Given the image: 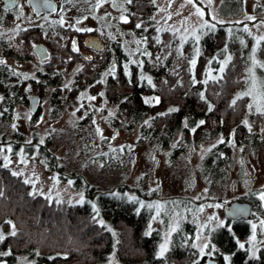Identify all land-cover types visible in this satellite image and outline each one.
<instances>
[{
	"label": "trees",
	"instance_id": "obj_1",
	"mask_svg": "<svg viewBox=\"0 0 264 264\" xmlns=\"http://www.w3.org/2000/svg\"><path fill=\"white\" fill-rule=\"evenodd\" d=\"M123 1L128 18L123 26L144 45L138 52L143 53L141 67L133 64L130 75H124L118 68L112 78L114 82L109 78L105 85L93 84L86 88L96 101L102 94L116 105L115 114L108 119L113 127L139 128L140 143L149 140L166 149L180 131L185 144L171 150L170 162L184 153L190 140L197 142L205 134L209 138L220 135L223 143L209 150L201 162V170L211 181H223L227 174L225 167L232 162L234 146L243 152L248 145L264 146V111H256L249 97L237 95L246 83V50L228 38L222 26H217L201 38L200 53L192 67L189 41L179 54L176 36L168 30L156 29L152 21L155 0H132L131 4ZM235 2L223 0L221 7L226 9ZM137 24L141 27L137 28ZM225 45L229 55L223 71L215 78L205 79L208 58ZM122 52L118 47L119 57ZM256 54L264 65V40L258 44ZM86 72L88 78H93L94 72ZM140 75L148 76L149 81ZM259 75L264 80V70H259ZM71 89L70 102L76 103L80 92L78 88ZM6 92L9 95L2 106L9 121L16 105L25 104V99L11 87ZM233 100H236L234 105ZM82 111L76 112L77 132L91 125L88 116L86 123L82 119ZM201 120L203 124L199 123ZM46 145L37 151L45 167L62 178V166L57 168L54 156H47ZM128 154V149L122 148L113 158H103L102 167L122 168L120 158ZM12 173L0 162V192L3 193L0 195V234L5 236L0 241V253H10L0 255V264H15L19 255H24L31 264H105L113 251L122 264H200L198 251L193 247L194 225L189 220L180 224L171 235L167 251L159 256V234L156 231L146 234L150 213L138 210L134 201L91 187L86 190L84 203L73 204L34 192L20 174L13 176ZM69 177L79 181L77 177ZM88 201H95L100 217L114 229V236L94 218ZM250 202L254 213L257 206ZM13 230L15 236L10 235ZM248 233L247 223L230 232L225 228L211 232L209 242L222 255L218 258L219 264H264V248L252 256L247 249L238 247L237 240L247 237Z\"/></svg>",
	"mask_w": 264,
	"mask_h": 264
},
{
	"label": "rangeland",
	"instance_id": "obj_2",
	"mask_svg": "<svg viewBox=\"0 0 264 264\" xmlns=\"http://www.w3.org/2000/svg\"><path fill=\"white\" fill-rule=\"evenodd\" d=\"M222 2L223 0H193L192 3L189 0H155L152 21L156 29L168 30L176 36L179 54L183 53L182 46L189 41V63L192 59L196 60L200 53L201 38L214 31L217 26H222L227 37L233 38L246 50V83L237 95L249 97L256 111L258 107L264 111V80L259 75V70H264V67H261L263 63L256 54L258 44L263 41L257 43V40L264 36V0H236L234 6L226 9L225 6L221 7ZM197 9L204 12L203 17L197 14ZM125 12L123 0H70L60 15L68 16L63 24H73L79 29H92L101 22L105 26L102 31L115 32L113 37L130 56L129 62L135 63L131 60L133 57L137 59L135 64L141 67L140 56L143 53L138 52L143 49V43L130 31L121 29L119 24L124 21L122 17H126ZM249 16L254 19H247ZM76 20L80 22L77 23ZM196 36L199 37L198 41ZM228 55V47L225 45L208 58L205 79L215 78L220 74ZM1 60L3 58L0 54ZM8 63L12 64L11 60ZM190 65L193 67L191 63ZM140 76L149 81L148 76ZM79 96L76 103H71L69 99L54 115H51V110L45 103L35 122L30 121L27 107L14 108L10 120L5 121L8 124L2 128L0 126V148L4 149L0 152L2 165L7 163L6 168L19 173L31 184L34 192L48 198L81 204L86 201V190L93 187L100 192L134 201L138 210L144 209L150 213L146 234L153 231L159 234L158 255L161 245L166 244L168 249L171 235L185 220L194 225L193 245H196L199 257L210 254L216 248L210 244L209 236L225 222L222 202L246 197L257 207L247 220L249 233L247 237L237 240L238 247L241 248L240 244H243V248L252 256H256L264 248V201L259 199V194L264 191L263 145H248L244 152L234 146L232 162L225 167V179L214 182L202 175L201 162L209 150L220 143V135L209 138L205 134L197 142L190 140L184 153L170 162L171 150L185 144L180 131L174 135L166 149H161L158 144L149 140L140 143L138 127L126 130L109 125L108 119L114 115V107L106 102L89 100L87 97L93 95L88 89H83ZM84 96L93 109L92 122L90 127L77 132L76 112L83 104L81 97ZM97 128L100 129L99 133ZM14 131L24 135V143L30 144L33 141L35 145L31 146L32 149L26 145L15 147L9 142L3 143L2 133H6L8 141L16 138ZM47 138V156H54L57 168L62 166V178L59 173L45 167L44 160L37 151V143L41 144ZM9 147L11 152L7 150ZM122 148L128 149L129 153L123 158L120 155L122 168L110 170L102 167L103 158H113ZM5 156L8 157L7 161ZM70 175L79 178V181L72 180ZM88 202L97 222L114 236V229L100 217L95 201ZM205 244L208 247L201 253L200 248ZM15 264L31 262L24 255H19ZM105 264L122 263L113 251Z\"/></svg>",
	"mask_w": 264,
	"mask_h": 264
},
{
	"label": "flooded vegetation",
	"instance_id": "obj_3",
	"mask_svg": "<svg viewBox=\"0 0 264 264\" xmlns=\"http://www.w3.org/2000/svg\"><path fill=\"white\" fill-rule=\"evenodd\" d=\"M27 1L14 0L13 2L9 0L6 2V0H0V54L3 58L1 60L3 63H0L1 128L5 127V121L8 119L6 110L2 106L3 100L9 95H6V88H13L15 94L22 93L25 104H18L16 107H27L30 111V121L35 122L45 103L51 110V115L63 108L70 99L71 87L78 88V91L81 92L83 89H87L86 87L89 85H105L109 78L112 79L115 76L118 68H121L124 75H130L131 66L137 63V59L133 57L131 60L135 63L129 62L130 56L126 51L124 52L121 45L113 37L115 32L102 31L104 25L101 22L97 26H93L92 31L79 32L76 31L77 28L73 24L71 26L60 23L61 19L68 20V16L60 15V12L70 0L66 3L53 0L57 4L56 10L40 13L35 11ZM125 23L124 21L119 23L124 31L127 30L123 26ZM11 27L12 30H5ZM70 30H73L74 33H70ZM87 37L97 38L102 45L101 49H93L91 45L86 47L84 40ZM73 41H75L77 51H73ZM91 44L96 43L91 41ZM118 47L123 50L120 57ZM85 57H90V59H85ZM10 60L12 64L8 63ZM86 71L94 72L93 78L95 80L92 76L88 78L89 74ZM112 81L115 80L112 79ZM34 98L36 99V112L32 113L30 106ZM97 100L98 103L106 102L109 106L114 107L115 114L116 105L109 103L103 95H99ZM81 101L83 107L78 108L84 109L80 113L81 117L86 123L87 119L85 118L88 116L91 123L93 109L86 102L85 96L81 97ZM109 125L113 127L110 121ZM13 134L16 138L6 141V133L3 132L1 136L3 143L9 142L15 147L26 145L29 148L35 145L33 141L30 144L24 143L22 141L24 135L21 132L14 131ZM48 143L49 139L47 138L45 142L37 143V146L41 149L47 144L45 147L47 151ZM236 199L250 205V218L253 214L252 203L241 197L232 200ZM247 220H225L219 228H225L230 232L234 227H240L247 223ZM206 254L199 257L200 264H206L208 260H213L219 264L218 258L222 255L217 250Z\"/></svg>",
	"mask_w": 264,
	"mask_h": 264
},
{
	"label": "water",
	"instance_id": "obj_4",
	"mask_svg": "<svg viewBox=\"0 0 264 264\" xmlns=\"http://www.w3.org/2000/svg\"><path fill=\"white\" fill-rule=\"evenodd\" d=\"M9 0H6V2ZM14 2V0H11ZM68 0H60L61 3H66ZM32 8L40 12L45 11H55L57 8V4L53 0H47L48 4H50L52 7H45L44 6V0H28L27 1ZM8 5V4H7ZM54 9V10H53ZM91 41H94L96 44H91ZM84 45L86 47L92 46L93 49H101L102 45L99 42V40L95 37H87L84 40ZM30 110L32 113L36 112V99H32ZM223 206V215L226 221H232V220H239L244 219L247 220L251 213V207L249 204L236 200H229L227 202H222ZM235 210H241L240 213H236ZM206 264H216L213 260H208Z\"/></svg>",
	"mask_w": 264,
	"mask_h": 264
},
{
	"label": "snow or ice",
	"instance_id": "obj_5",
	"mask_svg": "<svg viewBox=\"0 0 264 264\" xmlns=\"http://www.w3.org/2000/svg\"><path fill=\"white\" fill-rule=\"evenodd\" d=\"M192 2H193V0H189V3H192ZM210 2H211V0H210ZM127 3L131 4V3H132V0H127ZM44 6H45V7H52L50 4H48L47 0H44ZM97 7H99V4H97ZM53 10H54V9H53ZM197 14H198L199 16L203 17L204 12H203L202 10H200V9H197ZM247 19H249V20H253L254 17L249 16V17H247ZM122 20H124V22H128V21H127V17H122ZM79 22H80V21H77V23H79ZM60 23H63V20H62V19H61ZM205 25H207V22H206V21H205ZM136 27L139 28V27H141V25H140V24H137ZM202 27H203V25H202ZM210 27L214 28V25H211ZM76 31H78V32H79V31H92V29H79V28H77ZM245 31H247V29H245ZM195 38H196L197 41L199 40V37H198V36H196ZM260 40H264V36L260 37V38L257 40V43H259ZM157 42L159 43V40H157ZM137 43H140V42L137 41ZM77 50H78V49L76 48L75 41H73V51H77ZM85 59H90V57H85ZM229 59H231V58L229 57ZM254 62H255V61H254ZM0 63H3V61H0ZM190 63H191L193 66H195V64H196V60H195V59H192V60L190 61ZM225 63H226V61H225ZM261 67H264V65H261ZM220 71H223V67H221ZM25 78H27V77H25ZM248 94H250V93H245V95H248ZM101 95H102V94H101ZM87 98H88L89 100H95V99H96L95 96H90V97H87ZM201 98H203V94H202V93H201ZM239 98H240V97H237V99H239ZM0 99H2V98H0ZM146 102H147V101H146ZM156 103H159V98H156ZM235 103H236V100H233V101H232V104L234 105ZM81 107H83V105H81ZM249 108H251V105H249ZM209 110H211V106L209 107ZM77 111H79V109H77ZM170 111H176V109H170ZM257 111H261V108L258 107V108H257ZM73 114H75V113H73ZM93 123H95V121H93ZM199 123H200V124H203L204 121L201 120ZM244 123L247 124V121H244ZM13 127H15V125H13ZM193 131H195V129H193ZM97 132H98V133L100 132V129H99V128H97ZM101 137L103 138L102 133H101ZM220 142L223 143V139H221ZM41 143H43V141H41ZM7 150H8L9 152L12 151L11 147H9ZM3 151H4V149L0 148V152H3ZM4 159L7 161V160H8V157L5 156ZM3 166H4V167H7L8 165H7V163H5ZM12 175H13V176H16V175H19V173L13 172ZM25 183H28V181H25ZM2 194H3V193L0 192V195H2ZM31 194H32V193H30V195H31ZM259 199H260L261 201H264V191H262V192L259 194ZM93 207H95V206H93ZM235 211H236V213H240L241 210H235ZM100 223L103 224V221H100ZM253 227H255V226H253ZM13 229H14V226H13ZM10 235L15 236V235H16L15 231L13 230V231L10 233ZM4 239H5V236H4L3 234H0V241H3ZM193 247H196V245L194 244ZM205 247H208V245L205 244L202 248H200L201 253H203ZM240 247L243 248L244 245H243V244H240ZM166 251H167V246H166V244L161 245L159 255H160V256H163L164 253H165ZM8 254H10V253H0V255H8ZM225 259L227 260L228 257H225Z\"/></svg>",
	"mask_w": 264,
	"mask_h": 264
}]
</instances>
